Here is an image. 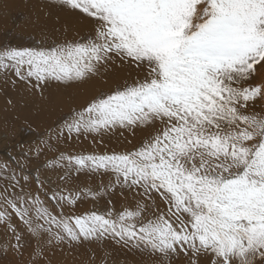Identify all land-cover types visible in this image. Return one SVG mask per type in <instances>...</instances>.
I'll list each match as a JSON object with an SVG mask.
<instances>
[{
    "label": "snow or ice",
    "instance_id": "1",
    "mask_svg": "<svg viewBox=\"0 0 264 264\" xmlns=\"http://www.w3.org/2000/svg\"><path fill=\"white\" fill-rule=\"evenodd\" d=\"M58 3L92 19L93 33L35 47L0 45V72L34 81L41 91L51 81L83 82L116 59L145 72L73 110L57 130L61 135L40 144L51 150L49 140L59 143L65 129L67 139L152 131L132 150L66 154L57 148L46 167L61 169L65 183L73 172L107 175L99 192L37 176L34 193L28 175L24 184L11 175L0 186L4 249L23 255L34 241L33 258H39L46 249L112 241L158 254L162 264L181 253L187 264H264V109L254 110L264 101V79L254 82L264 69V0ZM116 188L139 199L122 209L109 201L105 210L65 212Z\"/></svg>",
    "mask_w": 264,
    "mask_h": 264
},
{
    "label": "rangeland",
    "instance_id": "2",
    "mask_svg": "<svg viewBox=\"0 0 264 264\" xmlns=\"http://www.w3.org/2000/svg\"><path fill=\"white\" fill-rule=\"evenodd\" d=\"M93 25L92 19L78 10L60 6L58 0H0V45L35 47L38 41L51 43L76 40L92 34ZM144 72V67L116 59L100 67L95 75L83 82L65 85L51 81L43 85L42 91L39 87L32 86L34 81L27 83L19 80L14 73L0 72V186L6 185L14 172L21 178V184L25 183L22 176H29L27 187L34 193L38 188L35 182L37 176L41 180L47 177L52 184L61 188L66 187L73 191L91 188L99 192L101 181L105 184L108 182L107 175H93L87 171L73 172L72 179L65 183L58 179V176L63 174L61 169L46 167L49 159L59 155L57 148L66 154L132 150L143 141L151 129H116L103 137L81 135L77 138L73 134L71 139H67L65 129L59 143L54 138L49 140L53 145L51 150L41 145L40 140L60 136L57 130L65 119L71 117L73 110L79 111L100 93L110 92L125 82L131 83L138 76L142 78ZM261 79H264V69L259 70L254 82ZM262 109L264 101L258 100L254 110ZM37 147L40 148L39 152L36 151ZM134 198L139 199L127 189L123 190L122 195L121 189L116 188L101 193L95 200L85 197L75 206L66 207L65 212L80 214L93 208L105 210L109 207V201L115 209H122L125 206H134ZM53 203L49 202V206ZM14 222H17L15 217ZM7 239L3 227H0V264H48L49 261L50 264H100L102 259L105 264H162L158 254L150 255L148 252L129 250L112 241L74 247L64 245L46 249L39 258H33L34 241L30 242L29 246L23 249V255H20L11 249H4L3 243ZM24 239L29 240L27 236ZM163 264L169 262L163 261ZM170 264H187V257L181 253L179 257H172ZM201 264H204L203 259Z\"/></svg>",
    "mask_w": 264,
    "mask_h": 264
},
{
    "label": "bare ground",
    "instance_id": "3",
    "mask_svg": "<svg viewBox=\"0 0 264 264\" xmlns=\"http://www.w3.org/2000/svg\"><path fill=\"white\" fill-rule=\"evenodd\" d=\"M57 17H58V16H57ZM64 19H65V18H64ZM45 21H46V20H45ZM68 23H70V22H68ZM72 29H73V28H72ZM38 30H39V29H38ZM111 64H112V63H111ZM124 64H125V63H124ZM134 66H135V65H134ZM109 67H110V66H109ZM116 68H117V67H116ZM105 69H107V68H105ZM117 69H119V68H117ZM103 71H104V70H103ZM110 71H111V70H110ZM109 75H110V74H109ZM3 82H4V81H3ZM78 86H79V85H78ZM63 90H64V89H63ZM80 91H81V90H80ZM62 95H63V93H62ZM62 98H63V97H62ZM58 99H60V98L58 97ZM24 100H25V99H24ZM42 100H43V99H42ZM42 100H41V101H42ZM38 101H39V100H38ZM76 103H79V102H76ZM29 104H30V103H29ZM41 105H42V104H41ZM41 105H40V106H41ZM75 105H76V104H75ZM53 106H54V105H53ZM57 106H58V105H57ZM35 108H36V107H35ZM40 108H41V107H40ZM40 111H41V110H40ZM40 111H39V112H40ZM9 112H11V111H9ZM39 118H40V117H39ZM41 119H42V118H41ZM149 131H150V130H149ZM149 131H148V132H149ZM114 146H115V145H114ZM43 157H44V156H43ZM46 157H47V156H46ZM9 165H10V164H9ZM10 171H11V170H10ZM12 172H13V171H12ZM0 174H1V173H0ZM10 174H11V173H10ZM13 174H14V172H13ZM94 248H95V247H94ZM54 254H55V253H54ZM53 257H54V256H53ZM55 257H56V256H55ZM56 259H57V258H56ZM51 261H52V260H51ZM63 261H64V260H63Z\"/></svg>",
    "mask_w": 264,
    "mask_h": 264
}]
</instances>
